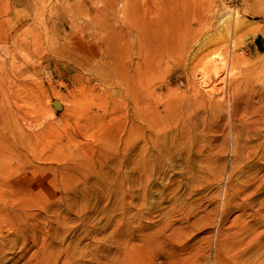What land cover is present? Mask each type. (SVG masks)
<instances>
[{"label": "rangeland", "instance_id": "1", "mask_svg": "<svg viewBox=\"0 0 264 264\" xmlns=\"http://www.w3.org/2000/svg\"><path fill=\"white\" fill-rule=\"evenodd\" d=\"M34 1L0 0V264H264V0H141L114 69Z\"/></svg>", "mask_w": 264, "mask_h": 264}, {"label": "bare ground", "instance_id": "2", "mask_svg": "<svg viewBox=\"0 0 264 264\" xmlns=\"http://www.w3.org/2000/svg\"><path fill=\"white\" fill-rule=\"evenodd\" d=\"M55 2L56 3L52 8L46 7V8L54 9L53 10L54 12L51 11L49 14L47 13L48 16L40 15V17L38 16L37 19H33L31 21V25L29 26V28L30 30L33 29L35 30L33 32L34 35L33 37H35L38 40V42L42 44L40 39L41 38L40 31L38 30L42 28L46 29L47 17H49L50 20L53 22V24L57 27V30L62 28L63 32L65 28V23L67 25H70L72 29L76 30L75 35L81 34L83 36L86 32L87 33L93 32L94 35L100 31L107 32L108 38L106 43L109 47L110 66L111 69H114L115 66H117V60H118L117 51L120 50L124 51L125 47L128 46L127 38L129 37V35H131L132 31H138V29H140L138 24L139 21L138 19L139 16L142 15V11H141L142 1L141 0H105V2H101L102 5L100 6H98L94 0H78L76 4L73 5H71V2L68 1L63 2L61 0H56ZM51 3H53V1H51ZM36 4L37 3H32L31 8L36 6ZM90 10H92L93 12L87 15V12L90 13L89 12ZM82 11H84L85 13H83ZM82 13L87 15L88 18L86 19L85 17L79 18ZM15 18L16 20H14V22L16 26L21 25L24 21L31 19L30 9L27 8L23 9L22 13L20 15L19 14L16 15ZM34 20L35 21L39 20L40 21V22L38 21L39 25H37L36 23V25H34L33 27L32 25L34 24ZM148 114L149 112L145 113L144 122L145 125L149 127L151 123H150V119L148 118ZM155 129H157V127L154 124L151 127V130L155 131Z\"/></svg>", "mask_w": 264, "mask_h": 264}]
</instances>
